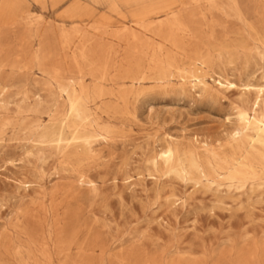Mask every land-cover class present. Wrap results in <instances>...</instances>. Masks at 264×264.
I'll return each instance as SVG.
<instances>
[{"label":"rangeland","instance_id":"374dc122","mask_svg":"<svg viewBox=\"0 0 264 264\" xmlns=\"http://www.w3.org/2000/svg\"><path fill=\"white\" fill-rule=\"evenodd\" d=\"M196 1L0 0V264H264V181L195 185L150 165L166 145L220 152L237 109L264 88V0H239L242 15ZM176 18L187 30L163 33L160 24ZM85 53L79 68L73 61ZM36 54L59 76L81 69L89 89L100 83L92 69L107 71L102 86L114 96L89 108L92 131L110 134L70 162L33 142L66 109ZM198 57L210 93L183 91L178 77L159 81L162 68L177 75ZM225 79L235 85L218 89Z\"/></svg>","mask_w":264,"mask_h":264},{"label":"bare ground","instance_id":"6f19581e","mask_svg":"<svg viewBox=\"0 0 264 264\" xmlns=\"http://www.w3.org/2000/svg\"><path fill=\"white\" fill-rule=\"evenodd\" d=\"M202 1H204L206 3V8H208V9H216L219 6H221V8H222V6L227 5L232 10H234V11L238 12V14L242 15L241 14L242 6H241V3L239 0H197L196 1L197 5L200 4L202 6L203 4L199 3ZM180 3L183 4V6H184V4L185 5L187 4V2H183V3L180 2ZM193 4H196V3L194 2ZM171 6H172L171 4L165 5V6L158 4V5H154L152 8L153 9H155V8H168ZM203 7H204V5H203ZM200 9L203 10V8H200ZM212 12L214 13V11H212ZM203 13H204V11H203ZM176 14H178V13H176ZM174 15H175V13H174ZM204 16H205V14H204ZM173 20H167L166 22L160 24V28L162 27L164 29V30H162V31H164L163 33H167V30H170L169 32H171V33H173L174 31H177V30H184V31L187 30V28L180 22V20H178L177 18L173 19ZM30 23H28V24H30ZM155 29L160 30L158 27H155ZM36 33H37V30H36ZM70 37L72 38L73 36L72 35L70 36V34H68L66 32L62 35L63 41L61 42V44L63 43V46L65 48H70V46H72ZM95 37H97V36H95ZM85 38L86 37H84V39ZM86 41H87V38H86ZM85 43L81 44L82 46L80 45L79 48H82L83 45H84L83 48H85V46H86ZM79 44H78V46H79ZM90 46H92V45H90ZM93 46H92V48L94 49L93 51H95V49H97V48L93 47ZM64 47H62V48L64 49ZM74 48L77 49L78 47H74ZM79 48L77 49V51L79 50ZM105 50H107V49H105ZM114 50H115V48H114ZM81 51H82V49H80V52ZM86 53H85V55L80 54L81 55L80 58L74 59L73 62L75 63V65L77 67L80 68L82 63L88 62L87 57H86ZM38 54L35 55V59L38 61L39 66L44 71V73H46L51 79H53L55 81L53 83H55V85L58 86L61 96H65L66 109H64L65 112H62L61 114L59 112L56 113V115L53 116V118H52L51 124L44 125L40 128L39 131L37 130V132L34 134L35 138H34L33 142L36 143L40 147L54 149L55 152L57 153V155H60L61 158L62 157L66 158L70 162L72 159L80 157L82 155V153L79 150L81 149V150L85 151L90 146V144L92 143V141L96 137L107 136L110 134V132L108 130H104L103 134L98 136V134H95L94 131H92V129L94 127L93 124L95 123V120L93 119V114L91 113L92 111L89 108V104L91 102H95L97 100H102L105 97L110 98V97L114 96L112 92H111L112 94L109 93L110 90L107 93L103 89V86H102V84L105 81L107 82V71L105 68H97L96 69L95 67H94L95 69L93 68L91 72L89 70V72H90L89 77L91 76L95 81H97L98 83L100 82L98 86H96L92 89H89L84 85L85 83L83 84V82H81L85 77V74L81 69L79 70V73H78L79 75L77 77L59 76V72H57L55 74V73H53L47 69L42 68V65H43L42 63H45V62L42 61V63H41L40 57ZM94 54H95V52H94ZM112 54H113V51H112ZM114 54H113V56H114ZM151 54H150V56H151ZM97 55H99V54H97ZM97 55H95V56H97ZM108 55H109V53H108ZM66 56H68V55H66ZM87 56H88V53H87ZM95 56H94V58L91 57V59L95 60V58H96ZM105 56H106V54H105ZM105 56H102L101 59L102 60L105 59L104 58ZM44 57H45V55H44ZM115 57H116V55H115ZM99 58H100V55H99ZM99 58L96 60L98 61ZM263 58H264V56L262 57V59ZM89 59H90V57H89ZM102 60L99 61L98 65L104 64ZM114 61H115V59H114ZM100 62H102V63H100ZM111 63H113V62H111ZM73 64H72V66H73ZM93 64H91V65H93ZM206 64H207L206 59L198 57L197 59L193 60L192 65L195 66V69H190V68H185V67H176L174 69V71L177 75L173 74L174 73L172 71L173 67L171 65H168L166 68H162L160 70L159 81L164 85L167 84V85L171 86V84H170V82H172L171 80L178 77L179 81L181 82V90L184 91L188 87H190V89L192 91H197L200 94L201 93H204V94L210 93L211 88H210L209 84L206 82V78H204V76L199 73V70L202 69V67H204ZM45 65H47V62ZM49 65H52L51 67L54 68L55 62L52 64L49 63ZM37 66H38V64H37ZM96 67H98V66H96ZM72 68L75 69L76 67H72ZM123 68H125V67L123 66ZM17 69H19V68H17ZM109 69H110V64H109ZM109 69H107V70H109ZM53 71H54V69H53ZM127 72H126V74H127ZM131 73H132V71H131ZM119 76H121V75H119ZM119 76H117V77L114 76V77H116V79H117ZM131 76H132V74H131ZM125 78H126V76H125ZM111 79H112V77H111ZM115 80L113 82H115ZM129 80L131 83H135V81L137 80V77L136 76L130 77ZM118 81L120 82V80L117 79V82ZM218 82H219L218 89H222V90L228 89L229 87L235 85L233 82H231L227 79H225L223 81L219 80ZM116 84L117 83H115V85ZM256 87H257V90H255V91H256L257 97L254 100L252 106L250 108H246V107L243 108L242 107V108L237 109V111H236V126H235L234 130L232 131V133L230 134L228 141L225 143V145L222 146L220 152L210 150V149H208V146H205L203 152H200L197 149V151L196 150H190V151H187V152H184L183 154H181V152L175 146L166 145L161 149V151L150 162L151 163L150 165H152L154 172L162 173L163 175L167 176L168 178L169 177L170 178L175 177L178 179L180 178V179H183V180H186L189 182H193L195 185H202L203 183H206V185L207 184L214 185V184H218V182H220V181H226V182H229L231 184V186H236L237 189L238 188L245 189L244 187L247 184H249V185L250 184H256V183L261 184V182L264 181V88L262 86L259 88H258V86H256ZM250 90H251V88L248 91H250ZM57 99H59V98H57ZM65 105H64V107H65ZM115 107H116V105H115ZM59 110H60V108H59ZM48 111H47V113H48ZM228 189H229V187H228Z\"/></svg>","mask_w":264,"mask_h":264}]
</instances>
